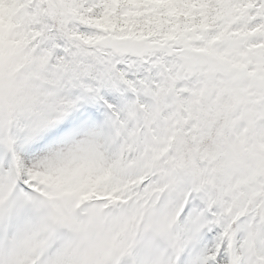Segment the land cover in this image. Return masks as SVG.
Returning a JSON list of instances; mask_svg holds the SVG:
<instances>
[{
    "label": "snow or ice",
    "instance_id": "obj_1",
    "mask_svg": "<svg viewBox=\"0 0 264 264\" xmlns=\"http://www.w3.org/2000/svg\"><path fill=\"white\" fill-rule=\"evenodd\" d=\"M0 264H264V0H0Z\"/></svg>",
    "mask_w": 264,
    "mask_h": 264
}]
</instances>
